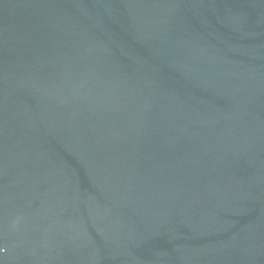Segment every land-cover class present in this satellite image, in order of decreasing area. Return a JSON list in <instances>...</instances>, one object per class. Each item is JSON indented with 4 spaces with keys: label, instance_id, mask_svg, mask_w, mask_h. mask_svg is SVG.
Returning a JSON list of instances; mask_svg holds the SVG:
<instances>
[{
    "label": "water",
    "instance_id": "1",
    "mask_svg": "<svg viewBox=\"0 0 264 264\" xmlns=\"http://www.w3.org/2000/svg\"><path fill=\"white\" fill-rule=\"evenodd\" d=\"M0 264H264V0H0Z\"/></svg>",
    "mask_w": 264,
    "mask_h": 264
}]
</instances>
